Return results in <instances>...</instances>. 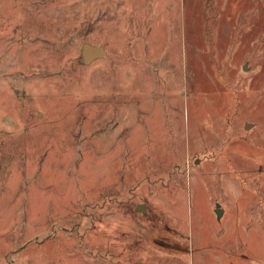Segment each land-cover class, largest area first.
Listing matches in <instances>:
<instances>
[{
  "label": "rangeland",
  "instance_id": "obj_1",
  "mask_svg": "<svg viewBox=\"0 0 264 264\" xmlns=\"http://www.w3.org/2000/svg\"><path fill=\"white\" fill-rule=\"evenodd\" d=\"M0 264H264V0H0Z\"/></svg>",
  "mask_w": 264,
  "mask_h": 264
},
{
  "label": "water",
  "instance_id": "obj_2",
  "mask_svg": "<svg viewBox=\"0 0 264 264\" xmlns=\"http://www.w3.org/2000/svg\"><path fill=\"white\" fill-rule=\"evenodd\" d=\"M105 51L103 47H97L90 44H83L81 49V57L83 64L88 65L93 60L103 57ZM243 70H246V67H243ZM136 211L144 212L141 204L137 205ZM217 217H220L221 210L216 209L215 211Z\"/></svg>",
  "mask_w": 264,
  "mask_h": 264
}]
</instances>
